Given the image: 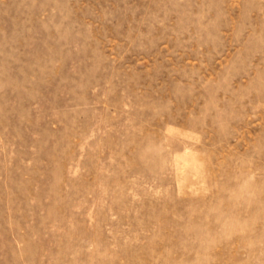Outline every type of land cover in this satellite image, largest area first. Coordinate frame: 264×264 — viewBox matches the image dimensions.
Returning <instances> with one entry per match:
<instances>
[{
    "label": "rangeland",
    "instance_id": "1",
    "mask_svg": "<svg viewBox=\"0 0 264 264\" xmlns=\"http://www.w3.org/2000/svg\"><path fill=\"white\" fill-rule=\"evenodd\" d=\"M0 264H264V0H0Z\"/></svg>",
    "mask_w": 264,
    "mask_h": 264
}]
</instances>
